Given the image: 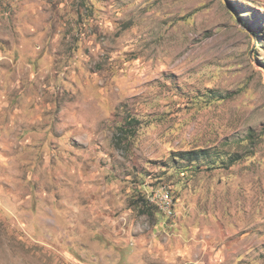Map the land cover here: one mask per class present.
I'll use <instances>...</instances> for the list:
<instances>
[{"label":"rangeland","instance_id":"374dc122","mask_svg":"<svg viewBox=\"0 0 264 264\" xmlns=\"http://www.w3.org/2000/svg\"><path fill=\"white\" fill-rule=\"evenodd\" d=\"M139 263L264 264V0H0V264Z\"/></svg>","mask_w":264,"mask_h":264},{"label":"crops","instance_id":"0c3cea01","mask_svg":"<svg viewBox=\"0 0 264 264\" xmlns=\"http://www.w3.org/2000/svg\"><path fill=\"white\" fill-rule=\"evenodd\" d=\"M109 198H110V196L108 198L105 197L104 200L105 201H109ZM108 205L109 204H107V202L104 203L103 210L102 211L101 210L100 211H95L94 214H95V219L97 221H99V223H102L104 226L107 225V227H105L104 230L101 231V233H110V235L113 236L112 235V232H111L112 227L114 225H116V223H118L119 228H121L122 223H121V221L116 220V214H117V212H115V210L112 211L111 210V207L108 206ZM121 219H125V217H121ZM98 233H100V232H98ZM117 238H119V245L126 244V243H123V242H128V240L126 239V238H128V235L127 236H124V237H121V236L118 235ZM151 238L155 239L156 237L155 236H152ZM144 239L146 240V237H144ZM138 241L141 242V243H143V240H141V239H139Z\"/></svg>","mask_w":264,"mask_h":264},{"label":"bare ground","instance_id":"6f19581e","mask_svg":"<svg viewBox=\"0 0 264 264\" xmlns=\"http://www.w3.org/2000/svg\"><path fill=\"white\" fill-rule=\"evenodd\" d=\"M164 192L165 194H163ZM157 194H161V195H159V197H155ZM148 195L150 202L156 205L159 211L164 213V215L168 216L169 218H173L175 216V211H174L175 200L170 190L163 187L160 190L153 191ZM165 205H168V207Z\"/></svg>","mask_w":264,"mask_h":264},{"label":"trees","instance_id":"16d2710c","mask_svg":"<svg viewBox=\"0 0 264 264\" xmlns=\"http://www.w3.org/2000/svg\"><path fill=\"white\" fill-rule=\"evenodd\" d=\"M123 129V128H122ZM121 129V131H122ZM208 154V152H207ZM206 150H197V151H183V152H177V154L174 157V161L179 162H187L188 165H196V163L202 161V159L205 158ZM198 164V168H199Z\"/></svg>","mask_w":264,"mask_h":264},{"label":"built area","instance_id":"2783aa9c","mask_svg":"<svg viewBox=\"0 0 264 264\" xmlns=\"http://www.w3.org/2000/svg\"><path fill=\"white\" fill-rule=\"evenodd\" d=\"M163 194H165V192H164ZM159 195H161V194H157L155 197H159ZM165 206H167V207H168V205H165Z\"/></svg>","mask_w":264,"mask_h":264}]
</instances>
